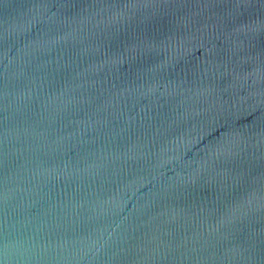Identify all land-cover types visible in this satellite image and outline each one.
Here are the masks:
<instances>
[{
    "label": "water",
    "instance_id": "95a60500",
    "mask_svg": "<svg viewBox=\"0 0 264 264\" xmlns=\"http://www.w3.org/2000/svg\"><path fill=\"white\" fill-rule=\"evenodd\" d=\"M0 264H264V0H0Z\"/></svg>",
    "mask_w": 264,
    "mask_h": 264
}]
</instances>
